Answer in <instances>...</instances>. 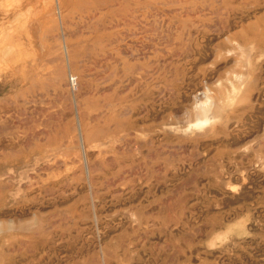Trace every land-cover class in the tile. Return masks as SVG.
<instances>
[{
    "label": "rangeland",
    "instance_id": "1",
    "mask_svg": "<svg viewBox=\"0 0 264 264\" xmlns=\"http://www.w3.org/2000/svg\"><path fill=\"white\" fill-rule=\"evenodd\" d=\"M0 264H264V0H0Z\"/></svg>",
    "mask_w": 264,
    "mask_h": 264
}]
</instances>
